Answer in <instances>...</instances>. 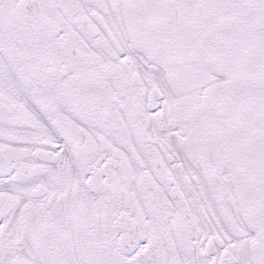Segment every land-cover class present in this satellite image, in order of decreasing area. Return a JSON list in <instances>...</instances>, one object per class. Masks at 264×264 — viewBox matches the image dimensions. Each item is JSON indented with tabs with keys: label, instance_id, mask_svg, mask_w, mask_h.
<instances>
[{
	"label": "snow or ice",
	"instance_id": "obj_1",
	"mask_svg": "<svg viewBox=\"0 0 264 264\" xmlns=\"http://www.w3.org/2000/svg\"><path fill=\"white\" fill-rule=\"evenodd\" d=\"M0 264H264V0H0Z\"/></svg>",
	"mask_w": 264,
	"mask_h": 264
}]
</instances>
